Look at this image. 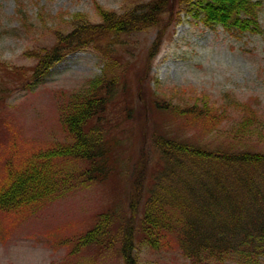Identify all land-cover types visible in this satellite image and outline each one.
Wrapping results in <instances>:
<instances>
[{"label":"trees","instance_id":"trees-1","mask_svg":"<svg viewBox=\"0 0 264 264\" xmlns=\"http://www.w3.org/2000/svg\"><path fill=\"white\" fill-rule=\"evenodd\" d=\"M127 4L121 13L96 5L99 23L77 11L66 30L44 21L43 26L52 29L50 44L38 43L26 53L31 64L10 67L0 59V101L16 87L30 86L78 49L96 48L103 64L101 73L80 89L63 93L58 112L63 140L19 149L13 132L0 143V231L6 230L7 220L14 219L13 224L15 218L79 188L107 186L111 180L114 184L121 144L117 128L126 123L132 143L124 158V207L110 201L89 229L60 237L73 245L69 254L79 248L75 245L94 243L98 250L113 248L121 264H138L135 249L146 245L152 251L173 247L189 264H262L261 98L240 99L231 90L222 93L221 101L206 93L186 96L174 88L163 89L157 78L155 86L148 84L146 74L165 30L178 23L181 14L236 38L261 35L263 0ZM16 13L14 28L38 42L41 33L35 34L42 29L19 4ZM150 27H158V33L140 55L133 33ZM222 123L227 129H221Z\"/></svg>","mask_w":264,"mask_h":264},{"label":"rangeland","instance_id":"rangeland-1","mask_svg":"<svg viewBox=\"0 0 264 264\" xmlns=\"http://www.w3.org/2000/svg\"><path fill=\"white\" fill-rule=\"evenodd\" d=\"M18 4L42 29L35 34L38 37L41 33L38 42L32 36L26 38L21 28H14H18ZM96 5L118 13L128 6L127 0H0V59L10 67L31 64L33 60L26 53L38 43L50 44L52 29L44 27V21L50 25L52 20L56 27L66 30L73 13L81 11L99 23L101 16ZM261 14L264 25V10ZM157 33L158 27L133 33L136 53L146 54ZM100 57L92 46L70 52L30 86L16 87L4 97L0 101V143H6L13 132L14 147L19 149L26 144L63 140L58 127L63 93L80 89L101 73ZM148 66L146 80L152 86L157 78L165 90L174 88L186 96L206 93L219 101L224 91L231 90L240 99L257 95L264 106V33L236 38L220 27L208 28L198 17L181 14L180 21L165 30L159 50ZM226 127L222 123L221 129ZM117 130L121 144L114 184L111 180L107 186L79 188L46 202L26 217L15 218L13 224L14 219L7 220L6 230L0 231V264H121L122 258L113 248L102 251L94 243L81 248L75 245L79 248L70 255L73 245L60 239L66 233L89 229L96 214L110 201L118 200L124 207L128 183L124 158L131 152L132 138L126 123ZM135 252L138 264H189L173 247L152 251L146 245H138Z\"/></svg>","mask_w":264,"mask_h":264}]
</instances>
